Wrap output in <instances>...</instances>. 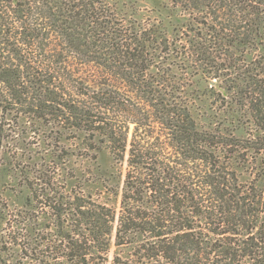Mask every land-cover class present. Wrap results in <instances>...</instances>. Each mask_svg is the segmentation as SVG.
Returning a JSON list of instances; mask_svg holds the SVG:
<instances>
[{
	"label": "trees",
	"instance_id": "1",
	"mask_svg": "<svg viewBox=\"0 0 264 264\" xmlns=\"http://www.w3.org/2000/svg\"><path fill=\"white\" fill-rule=\"evenodd\" d=\"M0 111L14 244L49 211V262L264 264V0H0ZM74 139L125 168L117 204L59 190Z\"/></svg>",
	"mask_w": 264,
	"mask_h": 264
},
{
	"label": "rangeland",
	"instance_id": "2",
	"mask_svg": "<svg viewBox=\"0 0 264 264\" xmlns=\"http://www.w3.org/2000/svg\"><path fill=\"white\" fill-rule=\"evenodd\" d=\"M63 144H65L69 152V160L64 166L65 169L60 171L61 177L57 181L59 190L70 191L73 189L77 193H91L94 199L99 202L117 204L115 197L110 198L102 190V183L105 182V179L108 180L107 183L118 186L120 184L118 172L119 170L120 172L125 171L124 167L122 168L115 163L110 151L98 145L100 149L95 151L90 159H87L82 155L81 139L63 141ZM9 167V165L1 167L0 164V264H63L64 258L62 257L55 261L49 259V262L44 254H42L46 245H41L42 243L37 241V238L39 240L40 238L52 239V234L53 236L55 235L56 227L54 226V221L47 217L49 211H46V213L44 211L34 212L38 216V219L29 222L31 226L30 230H33L34 233L33 231L30 233L29 239L32 241V244L28 248H23V246L11 242L17 235L26 233L27 227H25L26 229L23 228V231L21 230L23 226L20 223L22 216L19 215L22 213L23 203L30 192L22 185V175H20L19 171H11ZM245 172L242 178H250L249 173ZM73 175L74 177H71ZM62 186L64 188H61ZM4 202L8 208L2 212ZM9 210L10 213L7 215ZM36 245H39L40 249L37 250L40 253L32 250ZM129 252L130 250L126 248L113 247L107 255L108 264H111L117 255L126 260ZM93 261L98 263L103 261V259L96 258Z\"/></svg>",
	"mask_w": 264,
	"mask_h": 264
}]
</instances>
